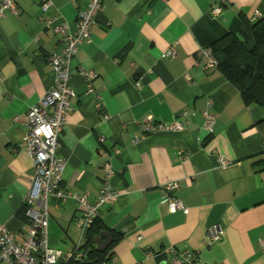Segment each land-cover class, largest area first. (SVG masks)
I'll use <instances>...</instances> for the list:
<instances>
[{
    "label": "crops",
    "instance_id": "crops-1",
    "mask_svg": "<svg viewBox=\"0 0 264 264\" xmlns=\"http://www.w3.org/2000/svg\"><path fill=\"white\" fill-rule=\"evenodd\" d=\"M12 1L15 10L0 14V231L22 240L36 175L25 116L54 85L49 56L62 47L45 21L74 31L90 0H51L46 13L43 0ZM260 19L264 0H104L91 41L71 61L75 95L57 154L61 189L87 193L90 202L107 178L105 164L113 170L108 181L119 195L100 208L102 228L93 234L108 259L86 258L81 206L51 194L47 239L58 264H173L185 254L180 264H264V106L247 104L202 53ZM81 68L96 72L93 92ZM190 106L192 116L184 114ZM205 111L215 116L210 131ZM149 119L183 128L147 133ZM170 182L177 187L168 190ZM167 194L186 209L171 211ZM213 227L223 231L218 240Z\"/></svg>",
    "mask_w": 264,
    "mask_h": 264
},
{
    "label": "built area",
    "instance_id": "built-area-1",
    "mask_svg": "<svg viewBox=\"0 0 264 264\" xmlns=\"http://www.w3.org/2000/svg\"><path fill=\"white\" fill-rule=\"evenodd\" d=\"M52 5L51 0H43L42 9L46 13ZM104 7V0H90L88 5L78 13V23L74 31H71L65 23H54L46 19L45 23L50 26L55 33L60 34L62 47L59 51L52 52L49 61L55 71V83L52 88L42 97L40 102L30 108L25 116L28 131L25 135L26 150L34 161L36 175L32 185L24 198V206L28 218V224L24 228V237L18 240L13 233L7 229L0 231V264H58L60 252L51 248L47 239V222L49 219L48 196L55 194L58 198L65 200L73 197L82 208L81 215L77 218V224L82 231V236L86 234L92 226L94 220L100 215V208L113 201L119 193L111 188L109 178L113 170L109 163L105 164L106 180L103 183L101 193L97 200L90 202L88 194H71L61 189L60 181L63 170V160L57 154L59 146V135L61 134L67 114L72 109L71 101L75 95L70 86L71 61L76 56L81 46L91 41V28L96 22V14ZM15 10L12 0H3L0 6V14L6 10ZM221 6L211 9L213 15H218ZM174 54L173 50H171ZM210 64H216L211 49L205 48L202 51ZM217 65V64H216ZM80 74L87 83L88 92H93V80L97 77L94 70L81 68ZM100 100V96L96 95ZM100 108H103L101 102ZM186 115H194V106L188 107L184 112ZM205 126L207 130H212L215 116L208 111L204 112ZM181 121L171 124L155 123L150 119L143 123L142 130L153 133L158 130L182 129ZM104 155L108 156L105 152ZM176 182L166 185L168 190L175 189ZM169 208L175 212L179 209H186L183 201L176 196H169ZM223 231L213 227L209 234L214 240H218ZM80 250V249H79ZM78 250L77 255L81 256ZM165 251H171L167 249ZM72 257V254L70 255ZM182 258L187 259L185 254L182 257L176 256L173 264H180ZM101 264H106L102 262Z\"/></svg>",
    "mask_w": 264,
    "mask_h": 264
},
{
    "label": "trees",
    "instance_id": "trees-1",
    "mask_svg": "<svg viewBox=\"0 0 264 264\" xmlns=\"http://www.w3.org/2000/svg\"><path fill=\"white\" fill-rule=\"evenodd\" d=\"M210 47L218 69L238 88L244 101L264 106V20L252 23L247 20L238 30L218 38ZM101 226L96 218L86 232L88 238L84 246L90 245L86 258L94 262L108 259L104 254L106 250L101 253L93 245L96 242L93 234L99 233Z\"/></svg>",
    "mask_w": 264,
    "mask_h": 264
},
{
    "label": "water",
    "instance_id": "water-1",
    "mask_svg": "<svg viewBox=\"0 0 264 264\" xmlns=\"http://www.w3.org/2000/svg\"><path fill=\"white\" fill-rule=\"evenodd\" d=\"M104 235L108 236V234H104ZM96 242H97L99 248L101 249V242L103 243L102 239L101 238H99V240L96 239Z\"/></svg>",
    "mask_w": 264,
    "mask_h": 264
}]
</instances>
